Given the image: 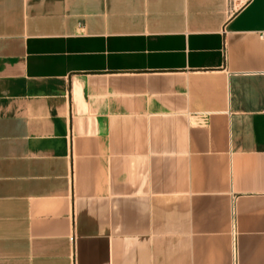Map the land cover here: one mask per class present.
I'll use <instances>...</instances> for the list:
<instances>
[{
	"label": "crops",
	"instance_id": "0c3cea01",
	"mask_svg": "<svg viewBox=\"0 0 264 264\" xmlns=\"http://www.w3.org/2000/svg\"><path fill=\"white\" fill-rule=\"evenodd\" d=\"M264 0H0V264H264Z\"/></svg>",
	"mask_w": 264,
	"mask_h": 264
},
{
	"label": "built area",
	"instance_id": "2783aa9c",
	"mask_svg": "<svg viewBox=\"0 0 264 264\" xmlns=\"http://www.w3.org/2000/svg\"><path fill=\"white\" fill-rule=\"evenodd\" d=\"M262 36L264 37V34H262Z\"/></svg>",
	"mask_w": 264,
	"mask_h": 264
}]
</instances>
